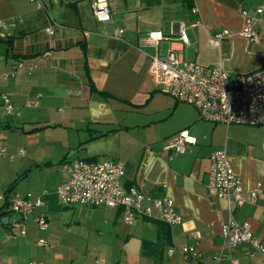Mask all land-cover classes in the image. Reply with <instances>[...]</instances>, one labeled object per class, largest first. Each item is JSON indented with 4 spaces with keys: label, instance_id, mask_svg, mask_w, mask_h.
<instances>
[{
    "label": "crops",
    "instance_id": "obj_1",
    "mask_svg": "<svg viewBox=\"0 0 264 264\" xmlns=\"http://www.w3.org/2000/svg\"><path fill=\"white\" fill-rule=\"evenodd\" d=\"M108 2L111 19L100 22L89 0H0L5 32L0 37V194L39 196L40 210L49 219L48 227L39 229L37 211L28 213L21 235L0 215V264L31 259L43 264H214L226 202L211 195L206 184L209 155L220 147L241 178L243 194L260 182L258 203L234 205L233 214L264 242V125L226 126L200 118L193 105L154 84L146 54L155 49L147 33L158 29L164 36L159 52L172 49L230 73L264 67V10H254L264 0H189L190 9L171 0L151 6L142 0ZM244 11L253 15V39L240 34ZM50 18L60 24L52 33L45 29ZM181 22L187 44L178 38ZM119 27L122 38H112ZM223 30L218 42H211ZM18 62L23 66L15 70ZM36 98L35 106L25 105ZM7 102L14 106L10 111ZM127 110L137 118L126 121ZM180 130L194 142L178 153L169 145ZM19 148L25 154L10 159ZM75 158L122 159L121 183L143 182L151 197H170L182 221L168 225L140 214L127 223L118 206L63 205L56 195L65 177L60 164ZM0 211L9 219L15 215L4 201ZM195 229L201 233L198 260L180 250ZM38 238L47 244H37ZM249 247L244 242L227 249L218 264H254L258 257L246 253Z\"/></svg>",
    "mask_w": 264,
    "mask_h": 264
},
{
    "label": "built area",
    "instance_id": "obj_2",
    "mask_svg": "<svg viewBox=\"0 0 264 264\" xmlns=\"http://www.w3.org/2000/svg\"><path fill=\"white\" fill-rule=\"evenodd\" d=\"M40 4L42 0H33ZM93 15L97 21L105 22L111 19V7L108 0H89ZM255 11L264 10V4H258ZM245 13V24L240 31L243 36L253 39L256 35L253 26V15ZM46 31L52 33L59 22L50 18ZM197 21L194 22V24ZM4 24L0 20V37L5 36ZM122 27L115 28L110 36L122 38ZM226 30L214 34L211 42H218ZM154 45L153 52L146 53L149 58L147 72L154 84L161 90L171 94L176 100L193 105L204 120L222 122L226 126L230 123H244L249 125H264V67H258L246 73H230L221 65H203L185 59L174 50L157 51L158 42L164 38L161 30L155 29L146 36ZM178 38L182 44L188 43L184 23L178 26ZM23 66V62L15 65V70ZM34 66H27L30 71ZM40 94L37 93V96ZM35 100L25 102L26 106H35ZM14 106L6 103L7 111ZM194 142L186 130H180L172 136L169 145L174 152H184L190 143ZM25 149L19 148L15 155H24ZM60 169L65 177L56 187L57 199L63 205L84 206H118L123 209V219L133 223L138 215L149 216L161 220L168 225L180 223L182 216L174 209L173 201L168 196L151 197L144 189V183L124 186L121 177L124 172L122 159L100 158L85 160L75 158L63 161ZM208 192L216 198H223L226 202V218L222 223V243L219 252L214 256L218 264L224 259L226 250L239 243H248L246 253L257 255L254 264H264V242L257 239L250 229L248 222H239L233 214V206L244 202L258 203L261 193L260 182L248 194L242 193L241 178L237 175L228 160L224 147L213 150L209 155ZM147 203L143 206L142 201ZM0 201L7 203L10 211L15 215L9 219V224L17 228L19 234L26 231L25 217L28 213L37 211L34 216L35 225L39 229H46L49 225L47 215L40 210L43 201L39 196L5 195L0 194ZM191 242L181 246L180 250L187 259L198 260L201 252L197 249L201 237L199 230L190 232ZM37 244L45 246L47 242L37 239ZM172 247L168 250L171 251ZM28 264H43V261L31 259ZM96 264H103L97 262Z\"/></svg>",
    "mask_w": 264,
    "mask_h": 264
},
{
    "label": "trees",
    "instance_id": "obj_3",
    "mask_svg": "<svg viewBox=\"0 0 264 264\" xmlns=\"http://www.w3.org/2000/svg\"><path fill=\"white\" fill-rule=\"evenodd\" d=\"M142 1L145 3V5L151 6L161 3L162 0H142ZM171 1H179L184 8L190 9L191 3L188 2L189 0H171Z\"/></svg>",
    "mask_w": 264,
    "mask_h": 264
},
{
    "label": "rangeland",
    "instance_id": "obj_4",
    "mask_svg": "<svg viewBox=\"0 0 264 264\" xmlns=\"http://www.w3.org/2000/svg\"><path fill=\"white\" fill-rule=\"evenodd\" d=\"M180 8H181V7H180ZM181 9H182V8H181ZM182 10H183V9H182ZM124 114L127 115V119H126V121L134 120V119H136L137 116H138V113H136V112L133 113V112L130 111V110L125 111ZM224 259H225V258H224Z\"/></svg>",
    "mask_w": 264,
    "mask_h": 264
},
{
    "label": "water",
    "instance_id": "obj_5",
    "mask_svg": "<svg viewBox=\"0 0 264 264\" xmlns=\"http://www.w3.org/2000/svg\"><path fill=\"white\" fill-rule=\"evenodd\" d=\"M0 215H1V222L7 224L9 221L8 215H4L3 211H0Z\"/></svg>",
    "mask_w": 264,
    "mask_h": 264
}]
</instances>
